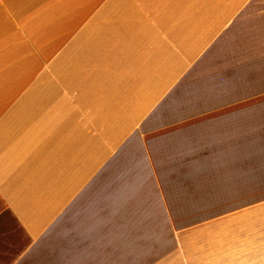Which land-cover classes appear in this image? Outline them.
I'll return each mask as SVG.
<instances>
[{
	"label": "crops",
	"instance_id": "crops-1",
	"mask_svg": "<svg viewBox=\"0 0 264 264\" xmlns=\"http://www.w3.org/2000/svg\"><path fill=\"white\" fill-rule=\"evenodd\" d=\"M0 264H264V0H0Z\"/></svg>",
	"mask_w": 264,
	"mask_h": 264
}]
</instances>
